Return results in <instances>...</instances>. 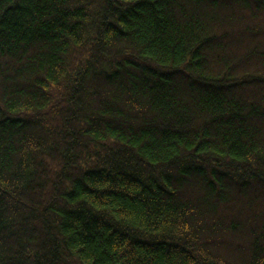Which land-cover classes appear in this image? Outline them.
<instances>
[{"label":"trees","instance_id":"trees-1","mask_svg":"<svg viewBox=\"0 0 264 264\" xmlns=\"http://www.w3.org/2000/svg\"><path fill=\"white\" fill-rule=\"evenodd\" d=\"M0 264H264V0H0Z\"/></svg>","mask_w":264,"mask_h":264}]
</instances>
